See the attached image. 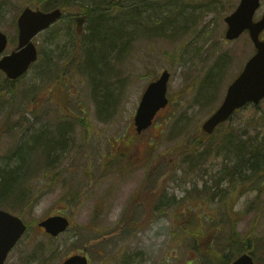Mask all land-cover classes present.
<instances>
[{"label": "rangeland", "instance_id": "374dc122", "mask_svg": "<svg viewBox=\"0 0 264 264\" xmlns=\"http://www.w3.org/2000/svg\"><path fill=\"white\" fill-rule=\"evenodd\" d=\"M100 1L53 0L51 7L67 2L88 10ZM110 1L106 0L109 11L118 13L122 7L116 9ZM119 1L148 18L126 28L133 40H125L115 53L109 50L119 45L115 35L89 46L92 20L80 12L71 13L72 19L67 10L34 38L38 61L14 82L12 92L0 96V166L6 165L10 148L28 136L45 137L49 132L65 144L49 153L50 167L40 164L46 154L40 146L31 153L37 196L33 207L13 212L28 229L6 264H58L85 248L90 264H221L246 247L248 237L249 248L264 258V170L259 173L262 190L246 187L240 177L251 178L253 168L237 158L246 143L264 142V100L258 106L246 105L212 135L201 129L255 52L247 32L235 40L225 38L224 18L240 0H186L187 16L181 14L182 21L172 24L178 31L184 24L192 27L172 41L149 38L152 29L144 25L163 22L162 27L172 30L158 13H166L176 2ZM27 6L47 10L37 0H0V29L9 36L5 53L18 44L17 20ZM97 8L88 12H100ZM263 11L264 0L257 15ZM133 14L118 13L120 18ZM78 17L84 20L78 23ZM144 29L149 32L143 34ZM105 62L111 76L105 75ZM164 70L171 73L169 103L139 134L134 117L142 95ZM3 77L0 74V93ZM221 130L233 138L229 143L224 138V150L218 146ZM200 132L204 140L196 146ZM194 160L196 166L191 167ZM258 164L264 167V162ZM222 169L229 175L240 173L233 180L225 176L223 203L222 197L208 195L210 191L199 200L189 198L198 193L195 187L214 186L211 179ZM55 214L66 216L71 224L57 237L39 226ZM218 226L223 231L217 233ZM232 227L243 240L229 246Z\"/></svg>", "mask_w": 264, "mask_h": 264}, {"label": "water", "instance_id": "95a60500", "mask_svg": "<svg viewBox=\"0 0 264 264\" xmlns=\"http://www.w3.org/2000/svg\"><path fill=\"white\" fill-rule=\"evenodd\" d=\"M260 1L241 0L238 7L225 18L228 24L226 38L235 39L245 30H249L257 52L247 62L242 73L230 84L220 107L203 123V129L207 133H213L236 109L249 102L258 104L264 98V40H260L259 37L264 30V14L260 20L254 21ZM62 14L61 8L43 11L39 8L26 7L22 11L18 18L19 44L10 53L0 56V70L4 71L8 78L18 79L30 69L38 59L34 37L60 19ZM79 20L83 21V18ZM8 41L7 34L0 29V55L7 48ZM169 78L170 72L165 70L159 79L151 82L145 90L135 115L138 132L148 128L159 110L168 104ZM68 225L69 219L64 215H52L40 222V226L54 236L64 231ZM26 229L27 225L20 216L0 209V264H5L9 252ZM62 264H88V259L85 255L76 254ZM232 264L256 263L253 256L243 253Z\"/></svg>", "mask_w": 264, "mask_h": 264}, {"label": "trees", "instance_id": "16d2710c", "mask_svg": "<svg viewBox=\"0 0 264 264\" xmlns=\"http://www.w3.org/2000/svg\"><path fill=\"white\" fill-rule=\"evenodd\" d=\"M52 1L53 0H37V3L42 5L44 9L47 10H51L53 8L56 7H62L66 10H68L70 13H82L84 15H87L88 17H90V20H92V34L91 36H89V46H94V44H98L99 43H103L104 41H106L110 36H116L117 40H118V44L117 43L114 44V46L110 47V51L112 53H115L117 51V49H119V46H121L125 40L127 41H131V39L133 38L132 36L129 37V32L126 29L127 27L130 28L132 21L135 20H140L142 21V19H145L144 22L148 21L147 17H144L143 12H140L139 9L137 7H133L132 9L130 8V4H125L124 2L122 3L119 0H111L109 4H111V6H113L114 8L117 9V7H122V9L120 8L119 12L122 13H133L135 12V14H133V16H124L122 18L119 17L117 11L113 12V11H109L108 7L106 6V0H101L100 3H94L92 4V7H88L90 9H88L89 11L92 10H96L100 9V12L97 13H89L88 10H86L83 6V8H76L75 6L73 7H69L67 2H63L62 4H56L55 6L51 7L52 5ZM134 1V0H132ZM140 3L145 4V2L147 0H137ZM159 1L157 3L160 4H171V2H176L175 3V7H168L167 12H161L158 13L161 16H163V18L165 19L166 23L169 21L170 23V28L172 30H167L166 28L162 27L164 26V23L162 22L161 24H159L158 26H155L154 23H151L149 25L145 24L144 26L145 29L147 28H151L152 32L148 33L145 31L143 34L148 33L149 38L153 37H159L162 39H166L167 41H172L171 39H177L181 36L183 29H186L187 27L190 26V29L192 27V25H186L184 24L181 28L180 31H178V27L174 26V24H172L174 21L178 20V21H182V18H179L182 15H184V17H186L187 15L184 12V9L186 7V0H157ZM156 5V4H155ZM161 5V4H160ZM128 7V9H126ZM145 7V5H144ZM50 8V9H49ZM101 9H104L103 12ZM147 12L148 10L146 8H144ZM102 11V12H101ZM156 12V11H154ZM139 13V14H138ZM133 17V18H132ZM120 18V19H119ZM196 19V18H195ZM180 27V26H179ZM120 29L121 31L117 34L115 31L117 29ZM159 30H161L162 32H160ZM141 34V35H143ZM100 35V36H99ZM140 35V36H141ZM133 40V39H132ZM88 46V44H87ZM107 62V60H106ZM105 62L104 68L105 71L107 72L105 75H109V70L111 68H107V63ZM107 68V69H106ZM0 74L4 75L2 72H0ZM112 74L110 73V76ZM60 77V76H59ZM58 80V79H56ZM18 81V80H17ZM3 83L5 85V88L1 89V95L2 96L4 94L12 92V87L15 86L14 82H10L6 77H3ZM3 85V87H4ZM97 89L98 86L96 85ZM102 93H103V97H105V88L102 86ZM96 89V90H97ZM96 92V91H95ZM15 94H17L16 92H13ZM15 94H13L12 96L15 97ZM13 100H15V98H13ZM84 123V122H83ZM64 128H67V125L63 123ZM12 132L15 134V130L12 129ZM46 133V132H44ZM43 133V134H44ZM18 134V133H16ZM200 138H198L195 142L194 145H198V143H200L202 140H204V136L202 137L201 132L199 133ZM224 138H228V141L230 142L231 140H233V138H229L227 136V134L224 136L223 130H221V139H220V143L218 144L219 146V150H224L227 148L226 144H222L223 142H225L226 139ZM249 142V141H247ZM258 142V141H256ZM262 145V148L264 146V142H258ZM260 144L257 143H251L250 145L248 143L245 144L244 148L242 151L238 152V161H240V163L243 161L244 163L242 165H246L247 167H250L253 170L252 173V177L250 178V176H245V177H240L241 179L243 178L246 182V187L249 188H253V187H258L260 188V190H262V182H260L261 179L259 173L262 172L264 170V167L262 168V166H258V162L262 161L264 162V152L262 153L261 149H260ZM38 146H40L44 152H46L45 156H43L42 158H44V162H40V164H43L46 167H50L52 166V160L50 158V154H55L56 153V149H58L59 147H65V144L62 142V140L58 138V136L54 135V134H49V132L46 134L45 137H41V135H33V136H28V138L23 139V141L15 146H12L10 148V151H12L11 154H8L7 159H6V165L5 166H0V203H3L2 206H5L8 210H11L12 212H23L28 210V208L30 209V207H33L35 199H36V191L34 189V185L32 184L33 182V176H34V169L36 168V165L33 163L31 158V153L35 150V148H37ZM230 146V145H228ZM209 148H207V150L205 152H201L200 153V158L204 157L206 153L209 152ZM48 152V153H47ZM53 152V153H52ZM50 153V154H49ZM55 156V155H54ZM14 157H16V162L15 163H11V159H13ZM49 159H48V158ZM48 159V160H47ZM195 167L196 166V161L194 160V164L191 165V167ZM236 166H238L236 164ZM252 166V167H251ZM264 166V165H263ZM227 171V170H226ZM226 171H224L223 169L220 171V173L216 176H213V179H211L212 181L215 182L214 186H209L208 184H204L202 190L195 187V192L197 193L196 195H192L189 196L190 199L196 201V199L199 200V198L202 197V193L204 192H209L207 193L208 195H211V193L213 194V196H220L222 197V203H223V199L225 197V190L223 188V183H224V179L225 176H230L231 179H235L234 178V174L237 172H233L232 175H229L228 172L226 173ZM259 176V177H258ZM242 179V180H243ZM236 182V180H235ZM193 190V191H194ZM191 193V192H190ZM30 206V207H29ZM192 208V207H191ZM231 211V210H230ZM233 214V213H232ZM224 223V221H223ZM192 224H195L192 221ZM235 226V224H234ZM214 230L217 231V233L223 231V229L221 227H214ZM195 232V231H194ZM195 234V233H194ZM256 240V238H254ZM243 239H241V235L239 232L236 231V229L234 227H232V231H231V242L229 244V246H233L235 245L234 243H236L237 241H242ZM246 243V247L240 249V247L238 248V254L234 255V257H229V258H224V260H221V264H231L232 261L235 259V257H237L239 254L243 253V252H250L252 255H254V257H256L259 262H264V258H259V256H257L256 254H254V252L249 248V245L251 246L252 244L250 243V238L248 237ZM254 240V241H255ZM253 241V242H254ZM258 241V240H257ZM195 242L200 244V239L195 240ZM237 244V243H236ZM244 244V242H243ZM226 247V244H223L221 248H219V250L223 251L224 248ZM250 249L251 251L247 250ZM232 255V254H231ZM218 264V263H217Z\"/></svg>", "mask_w": 264, "mask_h": 264}, {"label": "flooded vegetation", "instance_id": "af4514ba", "mask_svg": "<svg viewBox=\"0 0 264 264\" xmlns=\"http://www.w3.org/2000/svg\"><path fill=\"white\" fill-rule=\"evenodd\" d=\"M258 10H259V9H258ZM257 12H258V11H257ZM257 12H256V14H255V18H254L256 21L259 20V19L262 17L264 11L262 12V14H261L260 16L257 15ZM260 39L264 40V30L260 33ZM255 52H256V49H255ZM255 52H254V53H255ZM74 254H76V253H72V254L68 255L66 258H68V257H70L71 255H74ZM66 258H65V259H66ZM63 260H64V259H63Z\"/></svg>", "mask_w": 264, "mask_h": 264}]
</instances>
